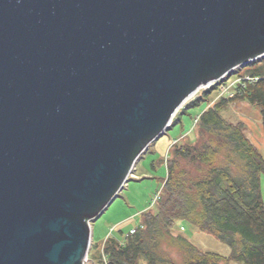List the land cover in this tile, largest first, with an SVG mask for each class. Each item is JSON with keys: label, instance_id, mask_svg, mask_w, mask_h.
Wrapping results in <instances>:
<instances>
[{"label": "water", "instance_id": "1", "mask_svg": "<svg viewBox=\"0 0 264 264\" xmlns=\"http://www.w3.org/2000/svg\"><path fill=\"white\" fill-rule=\"evenodd\" d=\"M263 57L264 0H0V264H87L180 110Z\"/></svg>", "mask_w": 264, "mask_h": 264}, {"label": "trees", "instance_id": "2", "mask_svg": "<svg viewBox=\"0 0 264 264\" xmlns=\"http://www.w3.org/2000/svg\"><path fill=\"white\" fill-rule=\"evenodd\" d=\"M245 71L257 81L239 83L233 97L220 98L211 106L219 83L214 84L176 115L171 127L189 109L209 103L197 119L195 142L175 143L169 151L158 211L144 212L141 226L124 241L110 237L100 264L105 259L109 264H264V157L243 122L223 117L231 105L247 102L260 109L264 125V58ZM255 142L263 149L264 134ZM178 222L216 237L230 247L231 255L205 253L184 235H175Z\"/></svg>", "mask_w": 264, "mask_h": 264}, {"label": "rangeland", "instance_id": "3", "mask_svg": "<svg viewBox=\"0 0 264 264\" xmlns=\"http://www.w3.org/2000/svg\"><path fill=\"white\" fill-rule=\"evenodd\" d=\"M246 67L247 66L237 69L224 81L232 84L248 77V75L245 74ZM221 83L225 84L224 82ZM207 90H201L190 100V102L198 98ZM212 97L213 101L211 102L212 104H210L211 106L220 99L217 92L216 94H213ZM208 107L209 103L204 102L199 107L189 109L188 114L182 115V123L174 126V128L170 130L163 139L170 141L172 145L177 141H180V143L177 142L180 145L194 143L197 135L195 129V126H197L196 120ZM223 117L231 123L243 122L247 128L246 134L248 138L264 157V148L262 149L260 144L255 142L257 138H260L261 133L264 134L262 115L258 107L247 102H239L231 105L225 110L223 112ZM184 137L185 139H183ZM166 140H164L158 148L153 147L149 152L144 154L141 160L139 159L140 161L136 165V170L134 169L128 184L124 187L120 196H118V198L98 219L92 222V225L94 226V238L97 242L106 240L107 238H110V236L112 238L116 236L119 239H122V235L119 233L120 229L127 234L131 229L141 226L143 222L142 214L144 212L151 211L156 213L158 211L160 203L152 209H150V206L156 193L162 189L164 185L163 183H165L167 177L166 162L170 157H168L169 152H167ZM134 174L135 177L133 178ZM261 183L264 200V175L261 176ZM174 232L175 235L182 234L187 237L197 248L205 253H217L226 257L231 255V249L228 245L219 241L212 235L201 232L192 224L178 222L174 227ZM231 264L240 263L232 262Z\"/></svg>", "mask_w": 264, "mask_h": 264}, {"label": "built area", "instance_id": "4", "mask_svg": "<svg viewBox=\"0 0 264 264\" xmlns=\"http://www.w3.org/2000/svg\"><path fill=\"white\" fill-rule=\"evenodd\" d=\"M224 80L225 79H223V80H221V81H219L217 83H213V84L203 88L202 90H207V89L211 88L212 85L219 83L218 84V91H217L218 97L219 98H231V97H233V89L235 87H237V85L239 83L244 82V81L255 82V81H257V78H251V77L248 76V77L243 78L242 80H240L238 82H234L232 84L231 83H226ZM221 82H224L225 84H223ZM164 186L165 185H163L162 189L159 192L156 193L155 197L153 198V201H152V204H151L150 208L155 207L161 201V199L163 197V194H164ZM136 231H137V228H133L127 234H123L124 238L122 236V240L124 241L125 239H127L131 235L135 234ZM105 264H109L106 259H105Z\"/></svg>", "mask_w": 264, "mask_h": 264}, {"label": "crops", "instance_id": "5", "mask_svg": "<svg viewBox=\"0 0 264 264\" xmlns=\"http://www.w3.org/2000/svg\"><path fill=\"white\" fill-rule=\"evenodd\" d=\"M179 123H182V118H180V120L176 123V124H174L172 127H170V129L165 133V134H163L158 140H156L151 146H150V148L144 153V154H146L147 152H149L153 147H155V148H158L159 147V145H161L162 143H163V141L164 140H166V139H163L165 136H166V134L170 131V130H172L173 128H174V126H176L177 124H179ZM187 136V135H186ZM185 136V137H186ZM185 137L183 138V139H185ZM187 138V137H186ZM182 139V140H183ZM167 141V140H166ZM177 142H179L180 143V141H177ZM177 142H175V143H177ZM179 143H177L178 145H179ZM166 146H167V152H169L170 151V149H171V147L173 146L172 144H171V142L170 141H167V143H166ZM143 154V155H144ZM142 155V156H143ZM142 158V157H141ZM141 158H140V160H141ZM139 160V161H140ZM138 161V162H139ZM166 165H167V162H166ZM137 167V166H136ZM136 170V169H135ZM135 177V174L133 175V178ZM164 184V183H163ZM93 224V223H92ZM92 227H93V245H94V248H93V251H92V257H91V259H90V264H97V263H99L100 264V262H101V255H102V252H103V249H104V246H105V243H106V241L109 239V238H107L106 240H102V241H99V242H97L96 240H95V238H94V226L92 225ZM121 229L119 230V233L121 234ZM122 232H124V231H122ZM111 237V236H110ZM114 238H118V237H114ZM119 239V238H118ZM120 240V239H119ZM88 263V264H89Z\"/></svg>", "mask_w": 264, "mask_h": 264}, {"label": "bare ground", "instance_id": "6", "mask_svg": "<svg viewBox=\"0 0 264 264\" xmlns=\"http://www.w3.org/2000/svg\"><path fill=\"white\" fill-rule=\"evenodd\" d=\"M119 195H120V194H119ZM119 195H118V196H119ZM117 198H118V197H117ZM184 231H185V230H184ZM123 237H124V236H123Z\"/></svg>", "mask_w": 264, "mask_h": 264}]
</instances>
